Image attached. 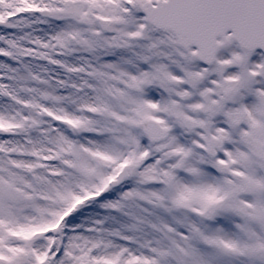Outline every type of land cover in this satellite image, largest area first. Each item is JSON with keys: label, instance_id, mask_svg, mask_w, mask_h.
Masks as SVG:
<instances>
[{"label": "snow or ice", "instance_id": "obj_1", "mask_svg": "<svg viewBox=\"0 0 264 264\" xmlns=\"http://www.w3.org/2000/svg\"><path fill=\"white\" fill-rule=\"evenodd\" d=\"M0 264H264V0H0Z\"/></svg>", "mask_w": 264, "mask_h": 264}]
</instances>
